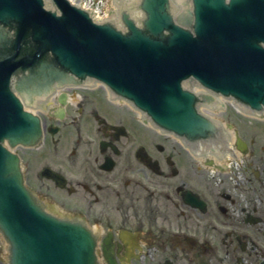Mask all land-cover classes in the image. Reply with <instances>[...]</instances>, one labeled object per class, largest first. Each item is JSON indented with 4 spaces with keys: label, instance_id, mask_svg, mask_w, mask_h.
<instances>
[{
    "label": "flooded vegetation",
    "instance_id": "obj_1",
    "mask_svg": "<svg viewBox=\"0 0 264 264\" xmlns=\"http://www.w3.org/2000/svg\"><path fill=\"white\" fill-rule=\"evenodd\" d=\"M96 92L70 90L64 114L61 97L52 98L41 113L42 143L21 154L26 182L47 209L82 219L94 230L100 264H264V173L257 178L248 160L234 185L215 180L218 190L210 199L201 161L137 119L111 121L94 110L97 135L86 137L78 117L87 110L86 97ZM103 108L126 113L115 104ZM163 143L172 144L175 153ZM48 144L51 159L72 169L84 162L82 149L90 168L82 163V173L69 174L44 162L32 183L30 156ZM259 168L264 169V161ZM193 194L206 207L197 205ZM0 264L8 261L0 256Z\"/></svg>",
    "mask_w": 264,
    "mask_h": 264
},
{
    "label": "water",
    "instance_id": "obj_2",
    "mask_svg": "<svg viewBox=\"0 0 264 264\" xmlns=\"http://www.w3.org/2000/svg\"><path fill=\"white\" fill-rule=\"evenodd\" d=\"M53 2L61 16L45 11L43 0H0V230L11 244V264H96L91 234L82 225L46 214L24 186L19 157L3 146L5 140L13 147L34 145L42 133L40 120L26 112L12 93L11 77L30 69L16 83V90L30 102L47 90L49 79L71 80L68 73L93 75L107 83L117 77L131 90L129 97L143 105L156 123L184 133L194 129L191 122L187 125L192 110L179 102L186 99L191 104L190 96L180 90V81L194 73L182 59L191 45L183 30L170 29L169 0H142L145 32L127 15L126 30H120L114 24H94L67 0ZM253 18L252 25L243 20L242 32L264 40V12ZM12 22L14 33L7 31ZM195 27L198 34V14ZM165 29L170 32L168 38L163 36ZM23 41L32 46L25 49ZM48 52L56 63L45 61L39 69ZM236 89L231 94L238 95ZM187 110L189 114L184 115ZM200 125L204 130L209 126L202 121Z\"/></svg>",
    "mask_w": 264,
    "mask_h": 264
},
{
    "label": "rangeland",
    "instance_id": "obj_3",
    "mask_svg": "<svg viewBox=\"0 0 264 264\" xmlns=\"http://www.w3.org/2000/svg\"><path fill=\"white\" fill-rule=\"evenodd\" d=\"M87 102L86 104H84V109L86 108L87 110H85L84 114L79 118V124L82 126L84 133L86 135V137H91L94 138L97 135V132L95 131V129L97 128V123L96 120L93 117V111L95 110L96 112L100 113L101 115L107 117L108 119H110L111 121H119V120H124V121H129L131 122V116L129 114L126 113V115L124 114V112L120 113H114L111 112V109L108 108L104 109L103 107H105L107 104L105 103V94L102 91H98L94 94H90L89 96H87ZM106 111H104V110ZM70 113L72 116H77V113L73 112V108H70ZM108 114V115H106ZM224 118H226L227 120H230L232 122H234L236 124L237 129L240 132V135L244 136L246 139H248L251 142V146H252V151H251V155H249L248 160L256 163L257 165H259L261 163V161H264V123H251L249 122L248 119H240L237 115L233 114V113H229L224 115ZM130 119V120H127ZM140 130V128L138 129ZM136 132V130H135ZM142 133V131H141ZM140 136V135H138ZM64 137V135L62 136ZM85 137V138H86ZM143 137V136H140ZM156 142L160 141L156 138ZM164 145L167 146L168 150L172 151V144L170 143H163ZM80 152V156L79 158H83V160H81L78 165L76 167H74L73 169L67 165H65L64 162H55L53 161L50 156V150H49V144L44 146L41 150L36 151L33 155H31V159H32V168L30 170L29 173V177H30V181L32 183L35 184V182L37 183V178H36V173H37V169L39 168V166L41 167L42 164L44 162L46 163H50L52 166L54 167H58L66 172H71L69 174H79L82 173V171H78L79 167H81L84 163L85 167H89V161L86 157L83 156L82 149L79 151ZM174 152V150H173ZM175 153V152H174ZM42 154L45 155V160L43 161L42 159ZM28 157V156H27ZM188 159V158H187ZM189 161V160H188ZM256 165V166H257ZM188 166V164H187ZM90 168V167H89ZM202 176L204 177V189H205V195L210 198V196H213V192H217L218 190V185L215 182V177H213V179L211 177H208V174L203 172ZM212 192V193H211ZM211 199V198H210ZM0 240V256L3 259H6V247L4 245V243Z\"/></svg>",
    "mask_w": 264,
    "mask_h": 264
},
{
    "label": "bare ground",
    "instance_id": "obj_4",
    "mask_svg": "<svg viewBox=\"0 0 264 264\" xmlns=\"http://www.w3.org/2000/svg\"><path fill=\"white\" fill-rule=\"evenodd\" d=\"M233 131H234V130H233ZM234 141H235V138H234ZM234 141H233V142H234Z\"/></svg>",
    "mask_w": 264,
    "mask_h": 264
}]
</instances>
